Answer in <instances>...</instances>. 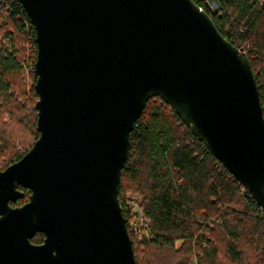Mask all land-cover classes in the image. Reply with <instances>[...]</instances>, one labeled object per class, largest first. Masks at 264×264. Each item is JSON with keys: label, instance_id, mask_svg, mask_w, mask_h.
<instances>
[{"label": "water", "instance_id": "95a60500", "mask_svg": "<svg viewBox=\"0 0 264 264\" xmlns=\"http://www.w3.org/2000/svg\"><path fill=\"white\" fill-rule=\"evenodd\" d=\"M18 2L35 30L39 137L0 171V264H135L118 190L154 97L264 210L254 73L192 0ZM18 188L30 195L12 207Z\"/></svg>", "mask_w": 264, "mask_h": 264}, {"label": "trees", "instance_id": "16d2710c", "mask_svg": "<svg viewBox=\"0 0 264 264\" xmlns=\"http://www.w3.org/2000/svg\"><path fill=\"white\" fill-rule=\"evenodd\" d=\"M248 57L264 118V0H192ZM216 7L211 9L209 3ZM0 171L38 139L35 30L18 0H0ZM118 199L140 197L152 239L127 229L135 264H264V210L159 97L129 135ZM19 150L22 152L20 153ZM12 207L28 201L30 193ZM43 235L30 242L41 244Z\"/></svg>", "mask_w": 264, "mask_h": 264}, {"label": "built area", "instance_id": "2783aa9c", "mask_svg": "<svg viewBox=\"0 0 264 264\" xmlns=\"http://www.w3.org/2000/svg\"><path fill=\"white\" fill-rule=\"evenodd\" d=\"M209 7L214 9L216 4L211 2L209 3ZM19 152L21 153L22 151L19 150ZM123 204L128 214V219L125 221L126 229H128L139 242L152 239L150 221L144 215L140 197H126Z\"/></svg>", "mask_w": 264, "mask_h": 264}, {"label": "rangeland", "instance_id": "374dc122", "mask_svg": "<svg viewBox=\"0 0 264 264\" xmlns=\"http://www.w3.org/2000/svg\"><path fill=\"white\" fill-rule=\"evenodd\" d=\"M135 195H129V196H127V197H134Z\"/></svg>", "mask_w": 264, "mask_h": 264}]
</instances>
